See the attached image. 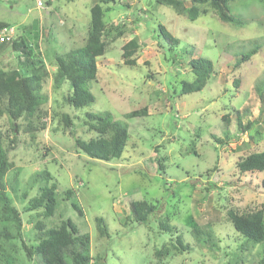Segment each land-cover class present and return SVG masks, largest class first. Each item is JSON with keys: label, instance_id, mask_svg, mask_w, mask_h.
<instances>
[{"label": "rangeland", "instance_id": "374dc122", "mask_svg": "<svg viewBox=\"0 0 264 264\" xmlns=\"http://www.w3.org/2000/svg\"><path fill=\"white\" fill-rule=\"evenodd\" d=\"M94 1L42 0L36 7V0H0V22L9 25L8 33L0 29L8 37L0 48V70H24L22 50L11 49L15 38L24 39L44 62L37 90L41 105L36 115L16 123L18 148L5 178L22 219V239L7 245L14 261L40 264L29 249L35 224L54 228L66 217L87 235L90 264H258L264 244L247 243L225 217L230 209L244 212L253 202L264 204V172L239 176L233 171L239 157L264 150V0H230L226 9L238 26L221 21L212 10L190 21L156 0H116L108 5L105 22L124 21V34L97 58V77L85 84L93 103L75 109L64 100L69 83L53 80L55 57L86 43ZM184 5L189 6L187 0ZM158 24L178 41L166 53L174 58L171 63L155 46ZM132 38L140 46L132 56L135 65L127 66L122 47ZM198 58L209 61L212 72L201 91L181 94L180 83L195 79L190 61ZM142 108L146 116L124 117ZM87 113L110 114L127 128L129 139L118 160L95 161L77 152L69 132L82 140L91 137ZM62 116L71 124L66 126ZM12 127L3 113L0 132L10 140ZM43 170L55 177L58 193L73 190L77 210L57 197L59 207L51 218L23 212L28 188H36ZM131 200L155 205L156 219L175 227L190 250L154 257L155 249L174 238L157 233L154 215L144 224L127 221ZM217 216L219 222L213 220ZM96 218L104 220L107 238L99 234ZM195 226L199 236L192 232Z\"/></svg>", "mask_w": 264, "mask_h": 264}, {"label": "trees", "instance_id": "16d2710c", "mask_svg": "<svg viewBox=\"0 0 264 264\" xmlns=\"http://www.w3.org/2000/svg\"><path fill=\"white\" fill-rule=\"evenodd\" d=\"M187 1L189 6L184 5L185 0H156V4L171 8L177 15L185 13L190 21L195 20L199 14H206L208 10H212L221 21L237 26L240 25L227 12L226 6L230 0ZM115 3L116 0L94 1L89 8L90 23L86 30V43L82 47H77L64 55L55 57L56 70L53 80L56 84L69 83L70 93L64 97V100L75 109H81L93 103L94 97L85 88V84L97 77V58L104 55L105 49L110 43L115 42L124 34V21L116 25L105 22L108 5H115ZM201 7H206L207 9ZM7 27H9L8 24L0 22V29ZM34 29L36 27H33ZM157 29L159 33L153 35L156 40L155 46L165 59L171 63L174 58H170L166 53L172 51L178 45V41L161 24L157 25ZM111 33L112 36L108 37ZM42 37L45 38L46 35L42 33ZM37 38L36 34L35 40ZM3 45L1 43L0 48L4 47ZM139 46L135 38L130 39L123 45L122 57L125 65H135V60L132 56L139 49ZM11 49L15 51L22 50L24 70L21 68L13 69L10 74H5V72L0 70V118L6 112L13 121V127L11 128L13 138L11 140L8 135L0 132V264H16L13 258V251L9 250L7 245L10 241L15 242L22 239L21 211L12 202L7 192L5 178L13 168L10 156L18 148L16 135L19 131V126L16 123L21 118L26 119V117L36 115V108L41 105L42 100L37 90L38 83L41 80L39 72L44 69L42 58L33 55L31 47L26 44L24 39L15 38L11 43ZM255 51L256 48L251 50V54L243 55L241 61H248ZM236 64L238 65L240 62L238 61ZM190 66L195 79L190 83L185 81L180 83L181 94L201 91L212 72L211 63L201 58L191 60ZM146 115V108H142L140 111L133 110L125 114L124 117L131 119ZM86 116L87 119L84 123L88 127V132L92 133L88 140L78 139L72 132H69L77 152L95 161L111 162L118 160L129 139L127 128L114 121L110 114L87 113ZM62 119H64L66 126L71 124L68 116H62ZM223 119H228V114ZM246 127L248 128L249 124ZM243 131L245 130L242 129ZM155 149L158 151L159 147H155ZM228 155L232 156V158L234 157L233 154ZM159 166L161 169L160 174L164 171L163 166L161 164ZM213 169L218 171L216 166ZM233 169L239 176L248 173L262 174L264 172V150L251 151L239 157ZM20 171L18 173L22 174ZM43 171L37 174L40 181H36V188L34 186L31 188L29 186L28 188V194L26 195L28 200L24 202L26 206L23 208V212L29 214L35 211L40 213V216L44 219L51 218L59 207L57 197L69 203L73 210H77L78 206L73 201V190L67 188L58 193L55 177L48 170ZM66 207L68 206L66 205ZM129 211L130 215L127 216V221L144 224L154 215L155 220L158 222L157 233H167L171 238H174V242L172 244L169 243V246L163 244L154 250L153 256L157 257L158 260L168 258L174 249L178 250L179 253L190 250L187 245L182 243L175 227L170 226L167 220L162 217L156 219L155 205L146 201L131 200ZM225 218L247 243L254 245L264 244L263 203L253 202L246 207L244 212L230 209L227 211ZM213 220L219 222L218 216L213 218ZM95 222L99 234L107 238L109 234L104 220L96 218ZM35 229L34 243L29 245V249L37 256L40 264H90L89 239L86 234L79 233L77 227L70 219L65 217L58 227L49 229H44L43 225L37 222ZM192 232L196 236L202 233L198 226H195ZM262 253L258 264H264V251ZM96 259L102 260V257L96 256Z\"/></svg>", "mask_w": 264, "mask_h": 264}, {"label": "built area", "instance_id": "2783aa9c", "mask_svg": "<svg viewBox=\"0 0 264 264\" xmlns=\"http://www.w3.org/2000/svg\"><path fill=\"white\" fill-rule=\"evenodd\" d=\"M42 5V0H36V7H41ZM7 33L8 30L4 29ZM4 32H0V42H3L5 39H8L7 35L3 34ZM1 35H3L5 38H2Z\"/></svg>", "mask_w": 264, "mask_h": 264}, {"label": "clouds", "instance_id": "9594fccd", "mask_svg": "<svg viewBox=\"0 0 264 264\" xmlns=\"http://www.w3.org/2000/svg\"><path fill=\"white\" fill-rule=\"evenodd\" d=\"M2 29H5V28H2ZM6 30H9V29H6ZM3 42H4V41H3ZM3 42H0V44L3 43Z\"/></svg>", "mask_w": 264, "mask_h": 264}]
</instances>
